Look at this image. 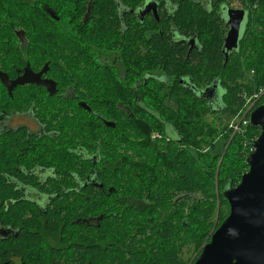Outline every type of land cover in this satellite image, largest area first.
I'll list each match as a JSON object with an SVG mask.
<instances>
[{
	"label": "trees",
	"instance_id": "trees-1",
	"mask_svg": "<svg viewBox=\"0 0 264 264\" xmlns=\"http://www.w3.org/2000/svg\"><path fill=\"white\" fill-rule=\"evenodd\" d=\"M112 2L94 0L93 13L102 10L108 15L114 9L110 7ZM219 2L248 12L239 49L226 61L225 26L191 3L183 7L178 14L180 27L187 34L201 29L207 33L204 52L190 53L185 46L174 44L166 33L162 37L156 34L155 47L150 52L156 55L152 69L162 65L172 75L183 78V84L187 85L188 79L190 86L178 85L179 80L176 81L171 89L170 108L162 82L149 79L143 84L145 71H140L142 100L157 110L159 119L142 114L137 120L124 117V123L128 119L133 122L129 131L138 133L139 141L126 147L134 151L133 155L126 151L119 154L116 141H108L101 179L105 188L113 186L116 191L101 192L99 197L92 192L91 206L87 208L79 206L77 200L69 204L63 199L58 202L59 207L25 216L20 214L23 208L11 207L12 217L24 230L12 241L0 239V264H6L12 252L22 258V264H185L182 248L193 243L201 248L212 228L206 219L216 207L217 192L228 202L223 191L236 186L248 170L246 158L260 134L259 128L249 124L245 134L232 135L227 131L228 123L242 105L243 94L264 86V0H234L236 5L232 0ZM88 3L89 0H0V25L58 27L70 19V6L83 12ZM42 5L58 10L61 21L50 17ZM101 19L97 21L98 31L92 34L90 48L82 41L67 49L72 50L71 58L92 66L93 79H107L110 90L117 81H110L112 73L100 66L95 55L101 46L109 47L116 35L108 32L107 19ZM148 59L141 62L140 68ZM244 69L255 71L252 81L245 80ZM213 85L223 88L220 109H215L208 93H201ZM107 98L110 102L115 97ZM108 116L115 117L111 112ZM163 122H170L180 132L182 144L164 146L153 141V131L162 132ZM121 126L118 122L115 129ZM61 158L60 167L72 163ZM5 187L0 178V202L5 200ZM80 200L86 201L83 197ZM136 202H141V207L135 206ZM186 206L190 207L187 215ZM88 214H102L99 225L76 222ZM7 216L5 206H0V220Z\"/></svg>",
	"mask_w": 264,
	"mask_h": 264
},
{
	"label": "flooded vegetation",
	"instance_id": "flooded-vegetation-1",
	"mask_svg": "<svg viewBox=\"0 0 264 264\" xmlns=\"http://www.w3.org/2000/svg\"><path fill=\"white\" fill-rule=\"evenodd\" d=\"M188 3L214 15L225 26L226 38L230 3L219 0H113L109 5L114 9L108 15L102 10L93 13L94 0H89L82 25L80 17L74 16L58 27L0 25V178L6 184L5 200L0 206H5L9 215L0 220V239L12 241L24 230L12 217L11 207L23 208L20 214L25 216L59 207L58 202L63 199L69 204L77 200L79 206L87 208L91 206L92 192L99 197L101 192L116 191L113 186L105 188L101 179L108 141H116L119 154L126 151L133 155L134 151L126 147L139 141L138 133L129 131L133 122L128 119L124 123V117L137 120L142 114L159 119L157 110L144 105L142 100L140 71H145L143 84L149 79L162 82L170 108L172 87L177 80L178 85H185L183 78L172 75L162 65L152 69L156 55L150 52L155 47L156 34L162 37L166 33L174 44L185 46L190 53L204 52L207 33L201 29L187 34L180 27L178 14ZM42 7L53 19H61L58 10L48 5ZM101 17L107 19L108 32L116 35L109 47L101 46L95 55L100 66L112 73L110 81H117V86L111 85L110 90L107 79H93L92 66L71 58L72 50L67 49L82 41L90 48ZM47 30L53 32L42 34ZM149 55L152 57L148 59ZM145 59L147 63L140 68ZM185 83L190 86L188 79ZM219 91V86L213 85L208 92L214 102L218 101ZM109 95L115 97L110 102ZM109 112L115 117H109ZM110 122L115 125H109ZM118 122L122 126L115 129ZM161 130L153 131V141L164 146L182 144L180 132L170 122H163ZM61 156V161L72 163L60 167ZM81 197L86 199L84 203ZM141 204L136 202L135 206ZM102 217L88 214L76 222L99 225ZM5 263L22 264V258L12 252Z\"/></svg>",
	"mask_w": 264,
	"mask_h": 264
},
{
	"label": "water",
	"instance_id": "water-1",
	"mask_svg": "<svg viewBox=\"0 0 264 264\" xmlns=\"http://www.w3.org/2000/svg\"><path fill=\"white\" fill-rule=\"evenodd\" d=\"M49 12L56 17L53 10ZM227 22L229 30L223 45L226 61L239 49L248 12L244 8H228ZM211 88L202 91V96ZM209 100L216 104L215 109L221 108L220 91L217 102L214 98L209 97ZM250 121L252 126L259 128L260 134L252 142V152L246 158L249 168L236 186L223 191L230 204V214L193 264H264V103L252 110Z\"/></svg>",
	"mask_w": 264,
	"mask_h": 264
},
{
	"label": "rangeland",
	"instance_id": "rangeland-1",
	"mask_svg": "<svg viewBox=\"0 0 264 264\" xmlns=\"http://www.w3.org/2000/svg\"><path fill=\"white\" fill-rule=\"evenodd\" d=\"M25 1H28L30 3L33 2V0H25ZM231 3L236 5L234 0H232ZM61 11L63 12V10H61ZM68 11L72 12V15H71L70 19H74L75 16L76 17H80L81 19L79 18L78 21H80L79 24L82 25L81 20H82V16L84 15V12H82V11L80 12L75 6L74 7L70 6ZM72 16H74V17H72ZM70 19L68 21H71ZM222 93H223V88L220 87V94L222 95ZM207 116H208L209 120L212 119V116H209V115H207ZM219 165H220V162H219ZM219 165H218V167H219ZM189 213H190V207L186 206L185 207V215H187ZM229 214H230V204H229V202H226L224 199H222L220 197V193L217 192L216 207H215L213 213L209 214V216L206 219V222L209 225L212 224V226H211L212 228L210 230V234L203 241V245L201 246V248H196L194 243L193 244H189V246L185 245L182 248V258L184 259L185 264H193L196 261L198 256L201 254L204 245L206 243H208L209 241H211L212 234L222 224V222L229 216Z\"/></svg>",
	"mask_w": 264,
	"mask_h": 264
},
{
	"label": "built area",
	"instance_id": "built-area-1",
	"mask_svg": "<svg viewBox=\"0 0 264 264\" xmlns=\"http://www.w3.org/2000/svg\"><path fill=\"white\" fill-rule=\"evenodd\" d=\"M255 71L244 69V78L246 81H252ZM243 103L239 107L238 111L233 115L228 123V131L232 135L236 133L245 134L250 121V114L252 110L264 103V86L254 87L252 92L243 94Z\"/></svg>",
	"mask_w": 264,
	"mask_h": 264
}]
</instances>
